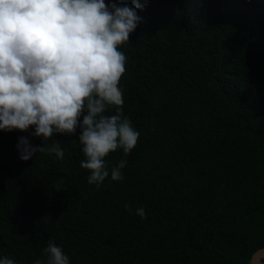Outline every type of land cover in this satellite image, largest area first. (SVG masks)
Listing matches in <instances>:
<instances>
[{
  "label": "trees",
  "instance_id": "obj_1",
  "mask_svg": "<svg viewBox=\"0 0 264 264\" xmlns=\"http://www.w3.org/2000/svg\"><path fill=\"white\" fill-rule=\"evenodd\" d=\"M138 2L118 48L138 142L105 158L127 161L123 179L87 182L79 128L45 141L0 130V259L34 264L49 240L70 264H249L264 248V0ZM22 136L60 143L63 160L22 161Z\"/></svg>",
  "mask_w": 264,
  "mask_h": 264
},
{
  "label": "clouds",
  "instance_id": "obj_2",
  "mask_svg": "<svg viewBox=\"0 0 264 264\" xmlns=\"http://www.w3.org/2000/svg\"><path fill=\"white\" fill-rule=\"evenodd\" d=\"M132 3L0 0V130L28 131L34 126L30 134L45 141L56 134L75 135L79 128L85 156L80 166L89 170L87 182L97 188L109 175L113 181L123 179L127 161L110 167L105 158L118 149L127 156L139 137L123 115L118 87L126 62L118 48L141 21L137 9L143 5ZM113 106L114 114H106ZM16 147L22 161L38 152L64 158L58 142L34 146L22 136ZM53 187L62 191V182ZM125 208L131 211L129 205ZM136 214L146 218L143 207ZM43 254L45 259L34 264H70L52 240ZM0 264L16 262L3 257ZM249 264H264V250L254 253Z\"/></svg>",
  "mask_w": 264,
  "mask_h": 264
},
{
  "label": "water",
  "instance_id": "obj_3",
  "mask_svg": "<svg viewBox=\"0 0 264 264\" xmlns=\"http://www.w3.org/2000/svg\"><path fill=\"white\" fill-rule=\"evenodd\" d=\"M260 250H264V248H262V249H260ZM256 252H257V251H256ZM256 252H255V253H256Z\"/></svg>",
  "mask_w": 264,
  "mask_h": 264
}]
</instances>
